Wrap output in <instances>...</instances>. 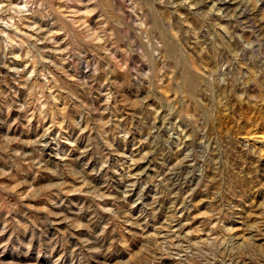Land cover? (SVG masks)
I'll use <instances>...</instances> for the list:
<instances>
[{
  "label": "rangeland",
  "instance_id": "374dc122",
  "mask_svg": "<svg viewBox=\"0 0 264 264\" xmlns=\"http://www.w3.org/2000/svg\"><path fill=\"white\" fill-rule=\"evenodd\" d=\"M0 264H264V0H0Z\"/></svg>",
  "mask_w": 264,
  "mask_h": 264
}]
</instances>
